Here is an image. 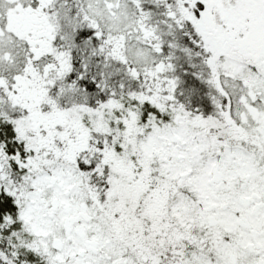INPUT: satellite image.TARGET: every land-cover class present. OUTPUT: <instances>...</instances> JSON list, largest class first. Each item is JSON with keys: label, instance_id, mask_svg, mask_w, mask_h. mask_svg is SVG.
I'll return each instance as SVG.
<instances>
[{"label": "snow or ice", "instance_id": "obj_1", "mask_svg": "<svg viewBox=\"0 0 264 264\" xmlns=\"http://www.w3.org/2000/svg\"><path fill=\"white\" fill-rule=\"evenodd\" d=\"M0 264H264V0H0Z\"/></svg>", "mask_w": 264, "mask_h": 264}]
</instances>
